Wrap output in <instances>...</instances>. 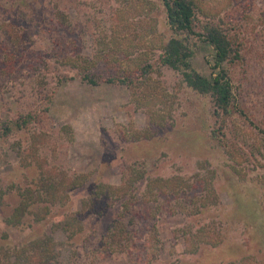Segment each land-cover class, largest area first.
Here are the masks:
<instances>
[{"label":"rangeland","instance_id":"rangeland-1","mask_svg":"<svg viewBox=\"0 0 264 264\" xmlns=\"http://www.w3.org/2000/svg\"><path fill=\"white\" fill-rule=\"evenodd\" d=\"M52 1L34 0L44 20L30 25L14 18L22 0H0V118L37 112L54 90L41 121L0 139V183L12 187L0 205V264H264V0H195L201 20L224 28L239 53L224 66L243 113L227 115L160 63L172 33L162 0H55L63 18ZM17 32L26 39L12 40ZM191 41L193 67L210 74L211 45ZM63 74L74 76L55 82ZM33 131L43 139L31 154ZM37 159L81 183L45 218L35 219V204L8 225L18 189L38 175ZM135 171L143 178L133 180ZM174 175L178 186L158 180L148 188L151 177ZM100 184L127 187V206L95 197ZM121 212L130 243L101 252ZM46 233L53 244L33 249Z\"/></svg>","mask_w":264,"mask_h":264},{"label":"trees","instance_id":"trees-1","mask_svg":"<svg viewBox=\"0 0 264 264\" xmlns=\"http://www.w3.org/2000/svg\"><path fill=\"white\" fill-rule=\"evenodd\" d=\"M31 1L32 0H22V4H19L18 6L19 9L17 8L18 10H16L19 11V13L15 14L14 18L22 17L24 20L32 21V24L30 25H35L34 22L37 24L40 20H44L41 9L43 5H38L36 2L33 3L34 0L32 2ZM162 2L166 12V20L172 30V33L162 44L161 50L159 52L160 63L178 70L181 73L183 81H185V83L194 91L198 93L209 94L214 101L216 109L220 111L219 113L221 115L232 113V108L240 113H243V110L236 106L233 83L224 66L225 61L234 59L239 54L237 48L234 46V42L231 39L230 34L215 22H212L208 19L202 21L198 13V7L195 0H162ZM23 3L27 4V6ZM56 4L58 3L53 0L52 6L54 9V14H57L60 18H63V13H61L60 9L56 7ZM53 9H51V12ZM17 33V35L10 34L12 40L18 42L20 40L23 41L26 39L23 33ZM191 37L207 41L212 47L213 70L208 75L197 71L191 63V57L194 53V43L191 41ZM24 47L25 46H22L23 49ZM145 66L150 65L147 64ZM146 72L147 67L141 68L136 77H144L147 74ZM78 75L82 80H85L91 84H97L101 81V79L96 75L87 71H79ZM72 76H74V74L59 75L58 77H55V82L63 81L66 78H70ZM41 79L42 76L39 78V80ZM103 80H120L121 82L129 83L132 79H125V77L119 79L114 77H106ZM52 91L54 90L51 89L43 94L45 103L41 108L38 109L37 112H19L14 117L0 118V139L5 138V136L13 132L14 129H21L26 127L31 122L41 121L42 112H47L49 109ZM65 127L69 129V126ZM42 139V134L40 132L38 133L33 131L31 135V141L29 142L26 151H30L28 153L31 154L36 152L37 143ZM29 161L30 160H28V163ZM37 166L38 175L34 182H32V184L29 183L23 186L17 191L20 195V199L13 207L11 213L5 216V221L8 225L19 224L23 216L27 212H30V206L35 204H41L42 206L41 213L39 215H37L35 212V219L40 220L45 218L49 214L52 205H62L64 202L69 201L67 195L68 190L78 186V184L81 183V181H77L76 176L66 173L64 169L56 170L55 166H46V163H43V161L39 159H37ZM82 174L83 179L81 180L84 181L88 175L85 172ZM132 177L133 180L142 179L143 172L135 171ZM151 178L152 179H150L148 182V188H151L158 180H164L166 183H170V185L175 183L177 186L178 182L181 180V178L177 175L165 178ZM130 179L131 177L128 176L127 180L130 181ZM170 185H160L159 187L162 190H166L170 189ZM11 188V185L3 186L0 183V205L2 204V198L4 194L9 192ZM127 190V187L124 186H114L108 184L103 186L100 184L98 189L96 188L93 190V193L95 194V197H99L100 195L107 193L111 197L114 196L116 199L122 198V200H124V208V205L127 206L125 203L130 201L126 199ZM75 214L77 215V213ZM118 214H120V217L118 216V219L114 221L115 226L109 227L105 231L106 234L103 235L101 242V252L105 248L108 249L110 253L114 251L119 252L124 250L123 248H126V246L130 243L129 239L132 238V234L128 229H126L127 222L123 223V218H121L122 212ZM63 225L64 230H66L68 219L64 221ZM52 240V234L46 233L44 236L34 238L30 244L33 249H36L45 247L46 245H52ZM208 242H211V244L215 245L218 241L209 240ZM196 245H198V242ZM23 248H25L24 245L22 246V249ZM196 248L197 247L189 249V247H187V250L195 251ZM45 249L44 254H47L48 256L49 251L45 252ZM48 258L49 257H44V260ZM6 264H10L8 259H6Z\"/></svg>","mask_w":264,"mask_h":264}]
</instances>
